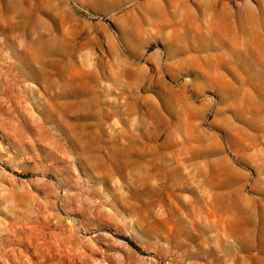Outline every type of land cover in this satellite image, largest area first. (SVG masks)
Returning a JSON list of instances; mask_svg holds the SVG:
<instances>
[{"label":"rangeland","instance_id":"374dc122","mask_svg":"<svg viewBox=\"0 0 264 264\" xmlns=\"http://www.w3.org/2000/svg\"><path fill=\"white\" fill-rule=\"evenodd\" d=\"M0 264H264V0H0Z\"/></svg>","mask_w":264,"mask_h":264},{"label":"trees","instance_id":"16d2710c","mask_svg":"<svg viewBox=\"0 0 264 264\" xmlns=\"http://www.w3.org/2000/svg\"><path fill=\"white\" fill-rule=\"evenodd\" d=\"M131 246H132V244H131Z\"/></svg>","mask_w":264,"mask_h":264}]
</instances>
